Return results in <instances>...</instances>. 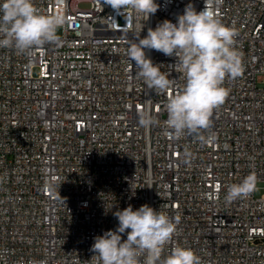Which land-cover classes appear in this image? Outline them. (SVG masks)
<instances>
[{
  "label": "built area",
  "instance_id": "2783aa9c",
  "mask_svg": "<svg viewBox=\"0 0 264 264\" xmlns=\"http://www.w3.org/2000/svg\"><path fill=\"white\" fill-rule=\"evenodd\" d=\"M34 3L67 23L59 44L31 56L0 48V264H95L94 237L117 227L113 213L144 204L179 220L165 255L179 244L201 264H264V0H209L236 32L243 72L224 81L200 133L215 136L208 143L166 127L167 97L183 85L176 58L146 50L174 80L164 94L126 56L142 27L140 38L205 0H156L148 19L105 0ZM144 111L156 126H139ZM250 172L255 191L226 203Z\"/></svg>",
  "mask_w": 264,
  "mask_h": 264
},
{
  "label": "clouds",
  "instance_id": "9594fccd",
  "mask_svg": "<svg viewBox=\"0 0 264 264\" xmlns=\"http://www.w3.org/2000/svg\"><path fill=\"white\" fill-rule=\"evenodd\" d=\"M114 10L149 18L157 12L156 0H105ZM67 23L60 13H42L34 0H0V48L14 49L18 54L31 56L36 49L48 44H59L58 29ZM143 28V27H142ZM129 41L128 61L135 63V75L157 93L168 94L174 80L170 73L161 71L146 54L155 50L167 57H175L172 68L180 73L182 87L168 95L166 127L173 138L196 134L201 143L214 141L215 136L200 135L212 125L215 109L221 106L228 89L226 78L235 79L243 72L242 54L236 49V32L225 25L214 8L205 0V7L197 11L189 3L176 22L164 20L147 35L140 32ZM138 124L151 128L157 118L148 111L139 113ZM258 178L249 173L239 183L231 184L225 196L226 203L248 197L256 189ZM115 229L94 237L89 262L95 264H201L191 248L179 244L165 255V247L177 234L178 219L147 204L133 209L132 205L117 210ZM126 236V239L124 238Z\"/></svg>",
  "mask_w": 264,
  "mask_h": 264
},
{
  "label": "rangeland",
  "instance_id": "374dc122",
  "mask_svg": "<svg viewBox=\"0 0 264 264\" xmlns=\"http://www.w3.org/2000/svg\"><path fill=\"white\" fill-rule=\"evenodd\" d=\"M82 6H83V5H82ZM36 73H37V69H36V68H34V69H33V74H34V75H36ZM259 193H260V191H259V192H257V194H259Z\"/></svg>",
  "mask_w": 264,
  "mask_h": 264
}]
</instances>
